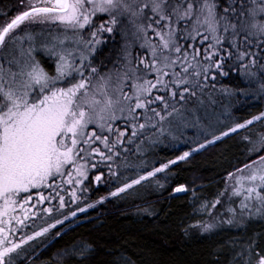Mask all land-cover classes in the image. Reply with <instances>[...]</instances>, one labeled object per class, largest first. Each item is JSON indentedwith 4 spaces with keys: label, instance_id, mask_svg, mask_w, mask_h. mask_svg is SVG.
<instances>
[{
    "label": "snow or ice",
    "instance_id": "snow-or-ice-1",
    "mask_svg": "<svg viewBox=\"0 0 264 264\" xmlns=\"http://www.w3.org/2000/svg\"><path fill=\"white\" fill-rule=\"evenodd\" d=\"M252 100L264 101V0L0 7V264H37L69 218L150 178L163 187L158 174L241 132L242 161L193 209L208 218L184 231L234 227L243 234L215 244L216 264H264V110L238 117L235 107ZM176 144L185 150L150 160L158 145ZM109 183L111 191L70 209L91 185ZM188 191L198 198L194 184L172 188ZM112 251L81 240L60 250L56 264H105L98 258Z\"/></svg>",
    "mask_w": 264,
    "mask_h": 264
},
{
    "label": "trees",
    "instance_id": "trees-1",
    "mask_svg": "<svg viewBox=\"0 0 264 264\" xmlns=\"http://www.w3.org/2000/svg\"><path fill=\"white\" fill-rule=\"evenodd\" d=\"M14 1L0 0V7L11 5ZM235 107L236 116L247 117L264 110V101H242L236 103ZM230 125L231 121H228L221 130ZM188 135L192 136L193 133L189 132ZM243 135V132L230 135L192 158L170 166V172L158 174L157 179L164 184L163 187L150 178L127 195L109 197L93 205L86 215L79 214L74 220L69 219L64 234L56 238L47 250H41L37 264L50 258L56 264L55 252L81 240L95 242L113 250L111 253H102L98 258L105 264L114 256L122 254L127 255L130 264H216L212 256L215 244L222 238L239 236L243 232L233 227L225 228L223 232L215 235L201 233L198 229H191L186 234L185 227L193 220L201 219V216L200 213L193 212L195 203L190 191L186 194H175L172 188L178 183L192 186V178L198 175L203 180L200 190L212 194L216 186L222 185L226 170H231L233 165L242 161L243 150L247 147L240 140ZM183 150L185 149L181 144L158 145L149 153V158L153 161L160 158L163 161ZM114 186L111 183L107 186L91 185L92 191L86 189L85 199L71 204L70 209L75 210L77 206L83 208L84 203H92ZM146 208L148 211H144ZM258 226L259 222L252 225L250 231L258 230ZM56 230H60L59 226ZM71 264L79 262L74 261Z\"/></svg>",
    "mask_w": 264,
    "mask_h": 264
},
{
    "label": "rangeland",
    "instance_id": "rangeland-1",
    "mask_svg": "<svg viewBox=\"0 0 264 264\" xmlns=\"http://www.w3.org/2000/svg\"><path fill=\"white\" fill-rule=\"evenodd\" d=\"M17 2V0H15L14 1V3L13 4H15ZM15 14V11L13 10L12 12H10V15H14ZM49 66H54V64H52L51 62H49V64H48ZM209 148V147H208ZM207 149V148H206ZM201 151H203V150H201ZM201 151H199V152H201ZM198 153V152H197ZM197 153H194L193 155H192V157L194 156V155H196ZM191 157V158H192ZM188 160V159H187ZM178 162H181V161H178ZM177 163V162H176ZM225 179H226V177H224L223 178V183H222V185L220 186V187H218V186H216L215 187V191L212 193V194H208V193H204V192H202L200 189L203 187V180H202V178L200 177V176H198V175H195L193 178H192V180H191V183H192V185L194 184L195 186H196V192H197V194H198V198H194L193 197V194H192V198H193V200H194V205H195V208L196 209H199V205H200V203L203 201V200H206V199H212V198H214L215 197V195L217 194V192L220 190V189H222L223 188V186H224V183H225ZM191 187V186H190ZM42 190H44V189H33V192L35 193L36 191H42ZM59 191V190H58ZM191 192V191H190ZM192 193V192H191ZM77 202V201H76ZM92 208V207H91ZM90 210V208H86V209H84V211L83 212H81V213H77V216L79 215V214H87V212ZM200 216H201V219H207L208 217H207V215L206 214H203V213H200ZM69 219H72V218H69ZM76 221H78V218L76 219ZM62 250V249H61ZM60 251V250H59ZM59 251H57V252H55V255L59 252Z\"/></svg>",
    "mask_w": 264,
    "mask_h": 264
}]
</instances>
